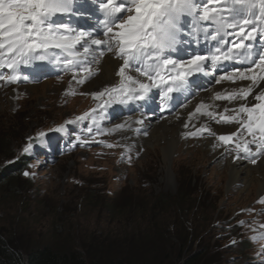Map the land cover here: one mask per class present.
Returning a JSON list of instances; mask_svg holds the SVG:
<instances>
[{
	"label": "rangeland",
	"instance_id": "1",
	"mask_svg": "<svg viewBox=\"0 0 264 264\" xmlns=\"http://www.w3.org/2000/svg\"><path fill=\"white\" fill-rule=\"evenodd\" d=\"M60 52H50V63ZM23 68L17 75L26 77ZM57 68L15 83L0 80L1 236L24 256L44 245L78 250L88 259L143 249L170 255L183 239L191 252H205L206 264H264V204L257 188L228 193L226 181L217 183L210 170L221 168L208 159L199 166L172 164L160 150L134 158L114 132L124 123L115 121L123 115L117 107L128 104H110L95 123L91 115L77 120L99 101L73 79L82 75L77 70ZM10 74L0 68L5 79ZM159 102L149 104L152 115H169L158 110Z\"/></svg>",
	"mask_w": 264,
	"mask_h": 264
},
{
	"label": "snow or ice",
	"instance_id": "2",
	"mask_svg": "<svg viewBox=\"0 0 264 264\" xmlns=\"http://www.w3.org/2000/svg\"><path fill=\"white\" fill-rule=\"evenodd\" d=\"M73 3L74 0H0V68L11 72L6 79L0 75V80L7 84L27 79L17 75L20 65L47 61L50 51L59 49L64 55L55 58L57 66L62 71L77 70L82 75L77 79L74 74L73 79L83 84L99 72L92 65H99L100 58L111 54L120 62L115 72L118 83L91 93L97 100L108 97L99 105L102 112L112 103L145 100L153 89L158 90L161 104L167 107L174 94L191 87L192 77L213 76L219 70L217 84L223 81H247L248 84L231 92H216L212 97L213 101H240L235 108L225 107L224 113L203 112L219 124L236 126V131L216 135V139L225 147L234 145V150L243 154L236 158L248 159L253 165L264 156V0H93L99 3L104 17L102 38L98 39L87 31L65 35L69 26L52 22L56 14L69 12ZM125 11L128 15L122 18ZM183 16L191 18L197 43L203 32L209 47L204 53L188 50L186 58H175L168 53L177 50ZM204 22L209 27H202ZM257 40L259 44L254 43ZM93 46L99 49L98 53ZM229 62L246 66L224 71ZM208 107L197 104L189 118ZM90 115L95 123V109L77 120H86ZM125 126L126 122L116 125L115 129ZM55 130L61 131L62 127ZM202 130L212 134L206 126ZM200 131L184 135L195 136ZM23 175L27 177L31 173L25 171ZM259 203L264 204V196Z\"/></svg>",
	"mask_w": 264,
	"mask_h": 264
},
{
	"label": "bare ground",
	"instance_id": "3",
	"mask_svg": "<svg viewBox=\"0 0 264 264\" xmlns=\"http://www.w3.org/2000/svg\"><path fill=\"white\" fill-rule=\"evenodd\" d=\"M94 38L98 39L97 36H94ZM93 48L97 52L96 50L98 49L95 46ZM119 63V61L112 58L111 54L106 53L103 58H100L99 65H92L94 69L99 68L98 74L84 82L85 92L91 95L93 92H99L105 87L117 84L118 78L115 72L119 67ZM30 71L32 74L40 73L37 68L32 66H30ZM214 77L211 76L208 80L202 81L200 88H194L193 92L196 94H193V96H191L193 93H191V87L187 91L180 93L183 100L182 104L176 107V104L173 103L172 107L165 108L166 114H169L167 116L152 115V112L149 111L151 109L146 106L154 104L156 99L160 98L159 92L156 89H153L145 100H135L127 103L128 106L117 107L123 115L115 121L121 119V121L126 122V126L114 132H116L119 139L123 140L124 147L133 148L134 152H132V155L134 158H138L137 156L140 154L146 157V154L148 155L149 152L152 153L155 150H160L163 159L166 160L172 156V164L184 161L196 163L199 166L207 159L216 161V166L221 169L212 167L210 170L216 178L217 183L221 184L226 181L228 193L236 187L245 190V194L257 188L260 197H262L264 196V156H261L255 165L248 161V159H237L238 155L243 154L236 153L234 147L231 145L225 147L216 139V135L236 131V126L219 124L216 120L209 119L203 114L206 110L224 113L225 107L232 109L238 106L240 101H213L212 97L216 92L224 93L225 90L231 92L233 89L246 87L248 82L237 81L236 83H232L230 81H223L221 84H217L213 81ZM6 92H10V89L7 88ZM107 99V96L99 99L97 105L104 103ZM200 103L210 107L202 109L200 113H196L190 119L189 113L195 112L197 104ZM152 111L155 112L154 110ZM101 115L100 110H98L96 116L100 117ZM114 116L115 114L113 113L111 118ZM217 119H219V116H217ZM137 121H140V123H137ZM186 123L189 125L188 128L184 127ZM202 126H206L207 129L211 130V138L201 137V132L195 136H190L189 139L188 136L184 135L185 132L201 130ZM193 142H197L198 145L195 147ZM253 150H255L254 147Z\"/></svg>",
	"mask_w": 264,
	"mask_h": 264
},
{
	"label": "trees",
	"instance_id": "4",
	"mask_svg": "<svg viewBox=\"0 0 264 264\" xmlns=\"http://www.w3.org/2000/svg\"><path fill=\"white\" fill-rule=\"evenodd\" d=\"M10 242V239L0 235V264H206L202 261L205 252H191L183 239L179 240L177 247L174 246L175 253L170 255L161 248L153 252L143 249L135 256H114L108 260L98 257L88 259L78 250L58 251L45 245L24 256ZM216 261L211 260L214 264Z\"/></svg>",
	"mask_w": 264,
	"mask_h": 264
}]
</instances>
